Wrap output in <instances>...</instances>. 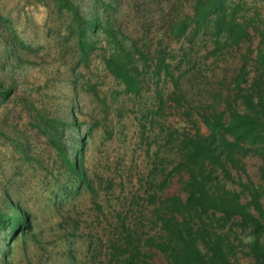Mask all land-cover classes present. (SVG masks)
<instances>
[{
  "label": "rangeland",
  "instance_id": "374dc122",
  "mask_svg": "<svg viewBox=\"0 0 264 264\" xmlns=\"http://www.w3.org/2000/svg\"><path fill=\"white\" fill-rule=\"evenodd\" d=\"M70 1L81 15L96 13L101 20L110 5L121 31L154 50L169 0ZM237 14L264 29L261 0H242ZM69 22V15L59 13L51 0H0V88L11 89L8 98L0 97V195L9 194L33 224L30 233L12 243L7 264H109L110 243L128 233L148 252L146 242L160 234L149 182L159 184L177 161L175 143H166L168 135L195 128L208 134L200 116L222 111L232 101L230 82L239 70V56L249 47L252 60L259 43L251 34L248 43L215 63L205 57L209 44L197 38L189 69L174 71L183 101L169 105L165 117L150 124L144 113L146 95L124 94L103 68L99 50L82 61ZM178 48L173 44L172 49ZM172 90L166 82L165 94ZM232 106L244 111L240 102ZM41 118L62 123L56 124L58 136L70 153L73 140L83 137L82 166L94 193L76 191L72 174L36 127ZM72 120L78 128L70 126ZM242 163L245 173L228 168L232 181L226 188L239 192L247 179L264 186L262 158L248 155ZM248 201L243 195L242 202ZM6 245L0 234L2 257ZM235 264L253 260L239 255Z\"/></svg>",
  "mask_w": 264,
  "mask_h": 264
},
{
  "label": "trees",
  "instance_id": "16d2710c",
  "mask_svg": "<svg viewBox=\"0 0 264 264\" xmlns=\"http://www.w3.org/2000/svg\"><path fill=\"white\" fill-rule=\"evenodd\" d=\"M51 1L59 13L69 15L68 30L82 61L99 50L103 68L123 86L124 94L141 99L146 95L144 113L150 124L165 117L169 105L179 106L183 101L174 71L189 69L197 38L209 44L205 57L215 63L248 43L251 34L259 38L252 60L249 47L239 56V70L230 82L235 92L232 101L222 111L200 116L208 134L195 128L194 132L175 130L168 135L166 143H175L177 161L159 184L149 182L150 199L158 204L159 236L148 240V252H142L140 239L122 234L110 243L109 264H235L239 255L250 257L253 264H264V186L255 187L247 179L239 184V192L226 188V182L232 181L229 167L245 173L242 158L256 155L264 162V29L253 25L254 19L238 17L242 0H169L162 10L163 31L154 50L121 31L109 13L110 5L104 8L101 20L96 13L89 18L81 15L70 0ZM173 44L178 50L172 49ZM169 81L173 90L166 95ZM10 94V88H0V97ZM237 102L244 108L242 113L232 106ZM56 124L62 125L41 118L36 127L62 167L72 174L76 191L94 193L82 166L83 137L73 140L70 153ZM70 126L76 129L79 125L72 120ZM262 177L264 180V173ZM243 195L249 198L247 203L242 202ZM32 229L30 215L16 208L9 194H1L0 234L5 236L7 253L0 256V264L9 261L12 243Z\"/></svg>",
  "mask_w": 264,
  "mask_h": 264
}]
</instances>
